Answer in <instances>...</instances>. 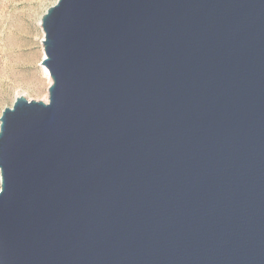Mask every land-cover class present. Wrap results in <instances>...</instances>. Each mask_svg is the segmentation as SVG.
I'll return each mask as SVG.
<instances>
[{"label": "water", "instance_id": "1", "mask_svg": "<svg viewBox=\"0 0 264 264\" xmlns=\"http://www.w3.org/2000/svg\"><path fill=\"white\" fill-rule=\"evenodd\" d=\"M47 101L0 114V264H264V0H56Z\"/></svg>", "mask_w": 264, "mask_h": 264}, {"label": "rangeland", "instance_id": "2", "mask_svg": "<svg viewBox=\"0 0 264 264\" xmlns=\"http://www.w3.org/2000/svg\"><path fill=\"white\" fill-rule=\"evenodd\" d=\"M56 0H0V114L14 98L46 102L41 16Z\"/></svg>", "mask_w": 264, "mask_h": 264}, {"label": "bare ground", "instance_id": "3", "mask_svg": "<svg viewBox=\"0 0 264 264\" xmlns=\"http://www.w3.org/2000/svg\"><path fill=\"white\" fill-rule=\"evenodd\" d=\"M43 56H44V53H43ZM42 68H43V70H44V72H45L47 78L50 80L51 78H50V76H49L48 70H47L46 67L43 66V65H42Z\"/></svg>", "mask_w": 264, "mask_h": 264}]
</instances>
